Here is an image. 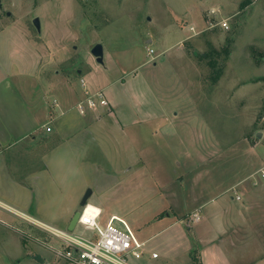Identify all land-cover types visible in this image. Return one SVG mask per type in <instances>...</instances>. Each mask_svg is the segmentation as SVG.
<instances>
[{"label": "rangeland", "instance_id": "374dc122", "mask_svg": "<svg viewBox=\"0 0 264 264\" xmlns=\"http://www.w3.org/2000/svg\"><path fill=\"white\" fill-rule=\"evenodd\" d=\"M0 3V97L12 96L41 116V97L47 85L81 69L83 76L95 79L103 76L109 83L131 77L136 92L143 91L144 83L162 99L169 112L178 114L179 119L168 127V134L151 136V127H140L139 143L135 141L140 156L139 179L117 185L106 195V203L116 207L124 201L126 206L131 205L128 197L135 196L137 193L133 192L139 191L138 188L146 187L148 179L161 188L192 176H201L203 182L228 184L251 174L264 159V139L256 146V159H247L244 154V145L258 143L262 136L256 135L264 132V0H0ZM34 18L39 20L40 34L33 26ZM222 19L227 21V30L218 25ZM191 35L195 36L186 44L176 43ZM96 44L102 45V64L91 55ZM149 50L153 52L150 55ZM68 81L79 89L77 76ZM52 96L44 94V102L51 103ZM71 112L78 113L76 108ZM118 143L105 142L104 146L119 153L120 137ZM89 144L93 156L100 159L96 144L92 141ZM236 144L238 151L234 149ZM27 145L30 146L29 139L18 146L16 163L29 167L34 161L30 162L27 153H21ZM203 157L206 161L211 159L209 168L203 166ZM62 161L66 163L64 166L54 165L55 168L47 170L45 180L78 183L81 177L68 167V155ZM123 162L121 157L114 161L119 166ZM78 174L81 176V172ZM86 178L85 190L88 186L93 190L95 186L88 202L98 205L96 188L106 187L104 179L100 178L97 185L99 177L93 168ZM250 181H254L253 177ZM50 192L48 184H44L45 199ZM80 209L78 205L76 210ZM113 227L123 231L117 223ZM29 228L26 222L0 210V264L50 262V249L43 246V239L51 236ZM74 232L88 235L79 226ZM42 251L45 256L40 255Z\"/></svg>", "mask_w": 264, "mask_h": 264}, {"label": "crops", "instance_id": "0c3cea01", "mask_svg": "<svg viewBox=\"0 0 264 264\" xmlns=\"http://www.w3.org/2000/svg\"><path fill=\"white\" fill-rule=\"evenodd\" d=\"M189 29L193 31L191 26ZM194 36L176 43L184 45ZM182 54L186 55L184 50ZM72 71L74 74L66 73L61 81L47 85L41 97V116H36L30 107L12 96L0 97V204L10 209L12 214L0 210L20 222H26L31 226L29 229L40 232V235L47 232L43 227L29 223L27 218L39 225L67 231L85 191L90 189V197L93 195L95 186L93 190L89 186L85 190L88 185L86 177L93 168L99 177L96 184L103 177L106 187L96 188L100 204L87 203L100 210L101 225L113 220L112 224L123 227L118 220L124 221L136 239L143 243L142 259L131 261L132 264H192V257L198 260V264H264V183L250 181L264 165V159L251 174L223 185L221 181L203 182L201 176H192L182 177L178 182L161 188L148 179L150 183L143 188L144 191L140 188L139 191H131L137 193L128 197L131 205L126 206L124 201L116 207L110 205L105 202V197L118 188L117 185L139 179L140 156L135 141L137 139L139 143L140 127H151L149 134L158 137L168 134V127L174 126L179 116L169 112L162 105V99L157 98L144 83L143 91H134L131 77L109 83L106 78L102 79L103 76L95 79L83 76L81 69ZM74 75L79 80L83 79L90 91L103 90L108 108L83 116L71 112L83 98L81 86L77 89L68 81ZM46 93H52L51 103L44 102ZM46 127L50 128L49 132ZM114 134L117 140L112 138ZM260 135L258 143L244 145L247 159L257 158L256 146L264 139V132L261 131ZM119 137L120 151L114 153L105 142L119 145ZM26 139L30 140V146L22 148L21 153H27L30 162L34 161L29 167L16 163L18 146ZM90 141L96 144L100 159L93 156ZM123 141L125 145H122ZM126 146L128 148L124 150ZM236 146L234 149L238 151ZM57 152L60 155H55ZM67 155V165L81 177L80 181H46L44 175L47 170L64 166L66 163L62 158ZM120 157L124 160L121 166L114 163ZM55 158L57 164H54ZM202 160L203 166L209 168L211 159L206 161L203 157ZM44 184H48L51 190L47 199ZM140 200L145 202L141 204ZM143 206L145 208L141 209ZM196 213L199 219L195 222L192 215ZM23 234L30 237L26 232ZM47 237L43 239V246L50 249V262L44 260L43 264H61L54 253L63 248L61 242L52 236ZM153 254L156 258L152 257ZM40 255L45 256V253L42 251Z\"/></svg>", "mask_w": 264, "mask_h": 264}, {"label": "built area", "instance_id": "2783aa9c", "mask_svg": "<svg viewBox=\"0 0 264 264\" xmlns=\"http://www.w3.org/2000/svg\"><path fill=\"white\" fill-rule=\"evenodd\" d=\"M253 2L257 0H251ZM212 14L217 18L218 15ZM218 25L223 29H228V24L225 19L218 22ZM152 50L148 54H152ZM83 92V98L75 105L79 115L95 113L108 108V100L103 90L90 91L86 87V82L83 79L79 80ZM49 132L50 128L46 127ZM255 184L264 183V165L253 175ZM239 200L240 198L237 197ZM0 209L12 214V211L0 204ZM80 216L77 221V226L81 227L88 235L76 234L68 231H59L44 225H39L20 216L23 219L33 223L34 225L43 227L44 230L52 237L58 239L62 244V249L56 250V257L63 264H132L131 261H138L143 256V243H140L131 229L124 221H119L123 226V231L113 227L110 220L106 225L99 223L100 210L91 205L86 204L80 209ZM193 221H198V214L192 215ZM156 258V255H152Z\"/></svg>", "mask_w": 264, "mask_h": 264}, {"label": "water", "instance_id": "95a60500", "mask_svg": "<svg viewBox=\"0 0 264 264\" xmlns=\"http://www.w3.org/2000/svg\"><path fill=\"white\" fill-rule=\"evenodd\" d=\"M2 9V4L0 3V10ZM33 26L35 27L36 31L38 34H40V24H39V20L38 18H34L33 21ZM91 55L95 58L96 62L98 64H102L103 63V49H102V45L100 44H96L92 49H91ZM260 134H257L256 137L257 138H260ZM91 195V190L90 189H87L79 203V207H83L87 204L88 202V199ZM80 216V212L79 211H76L70 222H69V225L67 227V231L68 232H73L76 228V225H77V221H78V218Z\"/></svg>", "mask_w": 264, "mask_h": 264}, {"label": "trees", "instance_id": "16d2710c", "mask_svg": "<svg viewBox=\"0 0 264 264\" xmlns=\"http://www.w3.org/2000/svg\"><path fill=\"white\" fill-rule=\"evenodd\" d=\"M217 78L218 77L215 78V81H217ZM191 260H192V262H191L192 264H198V260L195 257H192Z\"/></svg>", "mask_w": 264, "mask_h": 264}]
</instances>
